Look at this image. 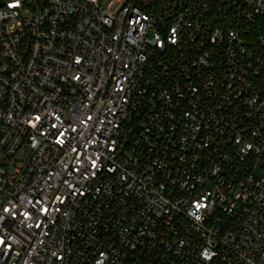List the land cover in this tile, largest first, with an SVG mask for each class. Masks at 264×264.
<instances>
[{"label":"built area","instance_id":"obj_1","mask_svg":"<svg viewBox=\"0 0 264 264\" xmlns=\"http://www.w3.org/2000/svg\"><path fill=\"white\" fill-rule=\"evenodd\" d=\"M264 0H0V264H264Z\"/></svg>","mask_w":264,"mask_h":264},{"label":"rangeland","instance_id":"obj_2","mask_svg":"<svg viewBox=\"0 0 264 264\" xmlns=\"http://www.w3.org/2000/svg\"><path fill=\"white\" fill-rule=\"evenodd\" d=\"M255 175H256L257 177L261 178V177H264V172H263L261 169H259V170H257V171L255 172Z\"/></svg>","mask_w":264,"mask_h":264}]
</instances>
